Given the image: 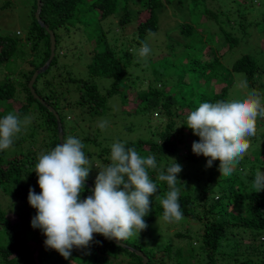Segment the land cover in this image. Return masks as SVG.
<instances>
[{
    "label": "trees",
    "instance_id": "16d2710c",
    "mask_svg": "<svg viewBox=\"0 0 264 264\" xmlns=\"http://www.w3.org/2000/svg\"><path fill=\"white\" fill-rule=\"evenodd\" d=\"M214 2L217 0H40L39 17L53 32L56 48L49 68L33 84L36 98L28 84L50 55L49 36L35 19L36 0L33 23L24 40L16 34L0 35V66L8 64L11 69L15 62L24 64L25 48L31 46L21 83L17 85L18 80L13 81L6 70L7 79L0 80V119L9 113L18 114L21 120L31 118L14 139L16 151H0V264H142L135 252L95 233L87 248H73L69 259H64L45 246L42 230L31 227L37 210L28 203V191H41L35 165L42 151L59 144L52 111L60 119L63 140L79 138L92 165L81 200L92 194L99 169L111 163L115 142L134 148L143 158L154 155L161 170L166 171L172 159L182 165L176 187L183 218L172 223L162 219L160 199L165 198L168 187L156 180V171L149 170L158 191L149 198L152 204L144 217L147 228L140 238L120 241L141 252L147 264H264V190L255 192L253 187L255 172H264V132H256L260 147L249 148L230 176L218 171L219 160L206 168L209 158L191 150L199 137L187 127L186 118L201 103L230 101L245 79L247 87L241 89L247 93L256 90L264 102V0H222L218 9ZM82 14L87 17H80ZM164 14L173 23L165 32L168 53L157 60L147 56L145 66L152 78H144L146 88L139 90L137 83H143L133 74L143 68L136 63L143 60L138 50L145 39L161 30ZM110 18L123 33L132 27L131 38L125 39L129 51L118 57L103 28ZM71 29H82L91 46L84 76L55 73L60 32L68 34ZM172 33H179L180 38ZM221 45L226 49L223 53L219 52ZM102 80L110 83L104 85ZM21 92L23 102L18 99ZM235 93L243 98L239 90ZM111 99L118 100V109L109 106ZM96 119L107 120L108 126L103 130L92 126ZM258 120L256 129L264 127V118ZM135 122L139 134L126 140L122 134L133 133ZM15 210L13 221L9 214ZM166 226L178 230L170 241L163 238L169 234Z\"/></svg>",
    "mask_w": 264,
    "mask_h": 264
},
{
    "label": "clouds",
    "instance_id": "9594fccd",
    "mask_svg": "<svg viewBox=\"0 0 264 264\" xmlns=\"http://www.w3.org/2000/svg\"><path fill=\"white\" fill-rule=\"evenodd\" d=\"M150 52L148 44L142 42L139 57L146 58ZM239 86L246 88L247 80ZM257 117L264 118V104L254 89L242 99L201 103L186 118L187 127L199 137L191 145L192 153L209 158L206 168L219 160L218 171L230 176L250 147L248 138L256 135ZM30 122V117L21 120L13 113L0 119V151L9 149L22 127ZM107 126V120L98 124L102 130ZM83 148L79 138L69 136L42 153L35 165L41 191L37 194L29 188L27 200L37 210L31 227L42 230L47 248L69 259L73 248L84 249L90 245L94 233L116 241L138 236L147 228L144 217L152 204L149 198L158 191L149 170L156 171V180L166 182L168 187L165 198L160 199L162 219L172 223L183 218L178 202L180 189L176 187L182 165L171 158L174 162L166 171L161 170L154 155L143 158L122 142L111 145V163L99 169L92 194L81 200L80 193L92 167ZM253 187L255 192L264 190V172L259 169L255 172Z\"/></svg>",
    "mask_w": 264,
    "mask_h": 264
},
{
    "label": "rangeland",
    "instance_id": "374dc122",
    "mask_svg": "<svg viewBox=\"0 0 264 264\" xmlns=\"http://www.w3.org/2000/svg\"><path fill=\"white\" fill-rule=\"evenodd\" d=\"M212 5L215 9H218L221 5L223 6V2H222V0H217V2H214ZM34 6H35V0H0V35L5 36L8 34H12V35L17 34L16 36L18 38H21L22 40H24V38H26V35H28L29 29L33 23V10H34L33 8H34ZM232 7L235 8V6H232ZM166 13L168 15H171V11H168ZM80 17H87V16H86V14H82ZM160 18H161V20H160L161 30L157 34L151 36L149 39H145V42L148 44V46L151 49V52L149 55L152 56L154 60H157V58H159L163 54L168 53V50L165 47V45L167 43L166 38H165V32L170 30L173 27V23L171 22L170 18H167V15L164 14ZM174 18H177V17H174ZM82 24H83V26L85 25V23H82ZM114 24H115V20H113V18H110L109 20H106L105 22H103V28L105 31L108 30V36H107L108 43L113 48L116 56L118 57V56H120V54L129 51V49L127 47V43H125V39L131 38V37H129V35L132 31V27H127V31L125 33H123L119 30L118 27H115ZM18 33H19V35H18ZM60 33H61L60 47H58L56 50V55H57V57L59 56V58H58L59 69H58V71H55V73L60 74V72L65 73V71H68L70 74H72V76L73 75H76V76L83 75L84 76L85 70H86V64L89 60L87 52L91 48V46L87 42L86 36L85 35L83 36L84 33L82 34V29H79V30L71 29L68 34H66V32H60ZM113 33H115V34H113ZM172 35L175 36L177 39L180 38L179 33H172ZM255 45H256V43L254 44V46ZM30 50H31V46L28 45L27 48H25V54L23 55L24 64H19L20 62H17V63L15 62L12 65L11 69H9L8 64H3V66H0V80L1 79H7V77L6 78L4 77L6 74V73L4 74V70H6L9 73L8 75L11 76V79L13 81L18 80L17 85L20 84L21 80H22L21 76H22L23 72L28 70V66H26V64H27V60H29L31 58V55H30L31 51ZM241 50L244 51L243 48ZM225 51H226L225 47L223 45H221L219 47V52L223 53ZM146 60H147V57L143 58V60L137 59L136 63L138 65L141 64L143 68H142V70H140L138 68L136 72H133L134 76H139L142 83H143L141 85H138V83H137L136 88L139 90H145V88H146L147 80L144 78H147V77L152 78V74L149 71V66H148V68H146V66H145V64H147ZM132 66L133 65L131 64V67ZM167 75L171 76V73L168 71ZM61 77H64V76L61 75ZM58 81H59V79L57 77L56 82H58ZM102 82L104 85H108L110 83V80H102ZM157 85H160V84L157 83ZM236 89L240 91V94L243 95V98L249 94V93L245 92L244 90H242L240 86H238ZM18 90L20 91V86L18 87ZM233 90H235V88ZM236 91H233V93L231 95L232 98L230 100H234V99L238 100V95L235 93ZM24 97H25V94L23 92H21V95L18 98L19 101L23 102ZM137 103H138V100H137ZM118 104L119 103H118L117 99H111L109 101V106L114 110L117 107L119 108ZM262 104H264V102H262ZM70 120L73 121V120H75V118H73V116H70ZM164 120H166V119H164ZM100 121H101V119H96L91 124H92V126H94V125L98 126ZM85 122L86 123H85L84 127L86 129L87 124H88V119H86ZM133 122L134 121H132V120H128V123H133ZM139 123H141V122H139ZM256 123L259 124L258 117H257ZM88 129L91 131V128H88ZM139 129H140V127H136V122H135L134 123V132L133 133L126 132V133L122 134V136L126 140L127 139L128 140L133 139V137L136 134H139ZM256 132L258 133V135L260 133H263L264 127H260L259 129H256ZM88 134H89V132L86 131V135H88ZM258 135H255V136H252V138H249V141H250V147L249 148L252 149L253 147L254 148L258 147V146L260 147V141L258 139V137H259ZM253 139H257L258 141L257 142L253 141ZM14 150L16 151V148L14 149L13 146H11L9 149H6V151L8 153H12V152H14ZM42 152L45 153V150ZM1 198L2 197H0V200H1ZM16 211H18V210L12 211V213L9 214V215H11V219L13 221L16 220V217L13 214ZM166 229L168 230L169 234H163V238L167 241H170L172 239L173 232L178 231V230L176 229V227H173V226H166ZM133 237L140 238L141 232L138 234V236H133ZM129 239H127V240H129ZM144 239H147V238L144 237ZM175 242L176 241L174 240V243ZM178 245H181V244L178 243Z\"/></svg>",
    "mask_w": 264,
    "mask_h": 264
},
{
    "label": "water",
    "instance_id": "95a60500",
    "mask_svg": "<svg viewBox=\"0 0 264 264\" xmlns=\"http://www.w3.org/2000/svg\"><path fill=\"white\" fill-rule=\"evenodd\" d=\"M36 2H37V10L35 12V19L38 22V24L40 25V27L43 28L45 30V32H47V34L49 36V41H50V55H49L48 59L46 60V62L43 64V66L33 74L32 78H31V80H30V82L28 84V89H29L30 93L34 95L35 98L37 96L35 95V92H34V89H33V84H34L36 78L41 73H44L49 68V66H50V64H51V62H52V60L54 58V55H55L54 52H55V48H56V40H55V36H54L53 32L50 31L48 29V27H46L44 25V23L41 21V19L39 17L40 10H41L40 9V0H36ZM52 113L56 117V122H57V127H58V139H59V143H61L63 141L62 125H61V122H60L59 117L55 114V112L52 111ZM112 242H114L118 246H121L122 248H126L128 250H131V251L135 252V254L137 256H139V257L142 258V264H147L148 259L146 257H144L141 252L136 251V250L128 247L127 245H124V244L120 243V241H116V240L113 239Z\"/></svg>",
    "mask_w": 264,
    "mask_h": 264
}]
</instances>
